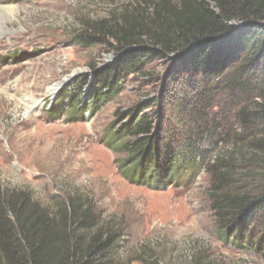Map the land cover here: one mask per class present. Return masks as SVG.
I'll return each instance as SVG.
<instances>
[{
	"label": "trees",
	"instance_id": "1",
	"mask_svg": "<svg viewBox=\"0 0 264 264\" xmlns=\"http://www.w3.org/2000/svg\"><path fill=\"white\" fill-rule=\"evenodd\" d=\"M84 27L79 44H103L107 35L117 59L58 99L76 119L93 116L132 76L177 53L179 83L165 86L153 112L151 103L117 110L104 144L123 155L118 167L128 181L155 189L207 171L221 239L264 258V186L243 171L256 165L264 173V0H140L115 24ZM96 221L79 200L48 209L27 191L0 186V264H118L119 229Z\"/></svg>",
	"mask_w": 264,
	"mask_h": 264
},
{
	"label": "rangeland",
	"instance_id": "2",
	"mask_svg": "<svg viewBox=\"0 0 264 264\" xmlns=\"http://www.w3.org/2000/svg\"><path fill=\"white\" fill-rule=\"evenodd\" d=\"M3 1L18 8L11 20L0 9V186L27 191L48 209L79 200L97 225L119 229L118 264H264L260 254L221 239L207 171L189 170V179L155 189L128 181L118 167L123 155L104 144L117 110L154 105L165 86L179 83L172 75L177 53L132 76L93 116L76 119L67 100L58 99L78 78H94L95 67L117 59L112 37L84 46L75 36L88 21L115 24L140 0ZM36 100L41 105L28 112ZM243 171L254 186H264L256 165Z\"/></svg>",
	"mask_w": 264,
	"mask_h": 264
},
{
	"label": "bare ground",
	"instance_id": "3",
	"mask_svg": "<svg viewBox=\"0 0 264 264\" xmlns=\"http://www.w3.org/2000/svg\"><path fill=\"white\" fill-rule=\"evenodd\" d=\"M17 8L18 7H15L13 5L7 6V5H5L3 0H0V9H3L5 12L8 13V16H7L8 20H11L12 18H16V16H17L16 15L17 14ZM49 93L55 94V88L53 87L49 91ZM28 103H29V101H28ZM29 105L30 106L28 107V112H33V111L36 110L37 107H39L41 105V101L40 100H36V101L30 102ZM0 159H2V157H0Z\"/></svg>",
	"mask_w": 264,
	"mask_h": 264
},
{
	"label": "water",
	"instance_id": "4",
	"mask_svg": "<svg viewBox=\"0 0 264 264\" xmlns=\"http://www.w3.org/2000/svg\"><path fill=\"white\" fill-rule=\"evenodd\" d=\"M213 6H215V4Z\"/></svg>",
	"mask_w": 264,
	"mask_h": 264
}]
</instances>
